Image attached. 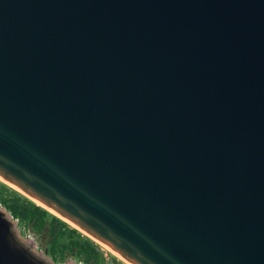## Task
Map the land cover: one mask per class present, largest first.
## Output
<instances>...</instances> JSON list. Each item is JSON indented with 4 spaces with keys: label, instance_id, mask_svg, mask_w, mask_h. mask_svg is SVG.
<instances>
[{
    "label": "water",
    "instance_id": "obj_1",
    "mask_svg": "<svg viewBox=\"0 0 264 264\" xmlns=\"http://www.w3.org/2000/svg\"><path fill=\"white\" fill-rule=\"evenodd\" d=\"M0 179L130 264H264V0H0ZM0 264H51L1 208Z\"/></svg>",
    "mask_w": 264,
    "mask_h": 264
},
{
    "label": "rangeland",
    "instance_id": "obj_2",
    "mask_svg": "<svg viewBox=\"0 0 264 264\" xmlns=\"http://www.w3.org/2000/svg\"><path fill=\"white\" fill-rule=\"evenodd\" d=\"M2 183V182H1ZM4 184V183H3ZM6 185V184H5ZM8 186V185H7ZM5 187V186H4ZM12 190H15L14 188L8 186ZM7 191L10 193L17 195L10 191L8 188H6ZM17 190H15L16 192ZM19 195H17L19 198L23 199L24 201L28 202L30 200L25 195H23L21 192L17 191ZM16 192V193H17ZM21 195V196H20ZM26 197L28 200H26L23 197ZM31 201V200H30ZM33 202V201H31ZM35 205L41 207L44 209L47 213L43 212V222H39L36 218H30L26 220H19L18 218H14L8 211H6L2 205H0V208L5 210L7 213V216L14 222V229L17 232L18 236L26 241L29 245L32 246L33 251L37 254H39L44 259L51 262V264H94L95 262L90 259V256L87 255L86 252L81 251L79 248L71 247L67 249V251H64L61 255H54L51 252V241H52V229H50V224L53 222L51 217H57L59 220L65 222V226L68 228L76 229V233L80 234L81 237L88 240L94 247L100 252L103 261L101 263L97 264H130L120 258L117 254L112 252L110 249L105 247L104 245L100 244L99 242L93 240L88 235H86L84 232L80 231L76 227H74L72 224L62 220L60 217L56 216L52 212H50L48 209H45L44 207L38 205L37 203L33 202ZM39 210V209H38ZM47 214V215H46ZM50 214V215H49ZM52 215V216H51ZM58 220V221H59ZM60 222V221H59ZM41 223L42 226H41ZM61 223V222H60ZM91 240H90V239Z\"/></svg>",
    "mask_w": 264,
    "mask_h": 264
},
{
    "label": "trees",
    "instance_id": "obj_3",
    "mask_svg": "<svg viewBox=\"0 0 264 264\" xmlns=\"http://www.w3.org/2000/svg\"><path fill=\"white\" fill-rule=\"evenodd\" d=\"M6 188H8L13 193L19 195L17 191L16 193L15 190H12L7 185L0 182V205H2V207L6 211H8L14 218H18L21 221L30 218H36L39 222H43V212L47 213L44 209L35 205L26 197L22 196L23 198L28 200V202L24 201L17 195H14L7 191ZM51 218L55 219L50 224V229L53 230V238L51 241L52 254L61 255L64 251H67V249L71 247H76L79 248L81 251L86 252L87 255L90 256V259L95 262L94 264L101 263L103 261L100 252L88 240L81 237V233H76L77 230L74 228L73 230L68 228L67 226H65L66 223L59 220L57 217L52 216ZM42 224L43 223H41V226Z\"/></svg>",
    "mask_w": 264,
    "mask_h": 264
},
{
    "label": "bare ground",
    "instance_id": "obj_4",
    "mask_svg": "<svg viewBox=\"0 0 264 264\" xmlns=\"http://www.w3.org/2000/svg\"><path fill=\"white\" fill-rule=\"evenodd\" d=\"M0 182H2V183H4V184H6V185H8V186H10V187H12V188H14L13 186H11V185H9L8 183H6L5 181H3L2 179H0ZM15 190H17L16 188H14ZM18 191V190H17ZM32 201V200H31ZM34 202V201H33ZM36 203V202H35ZM38 205H40L39 203H37ZM41 206V205H40ZM50 212H52L51 210H49ZM53 214H54V212H52ZM59 217V216H58ZM61 218V217H60ZM62 219V218H61ZM62 220H64V219H62Z\"/></svg>",
    "mask_w": 264,
    "mask_h": 264
}]
</instances>
